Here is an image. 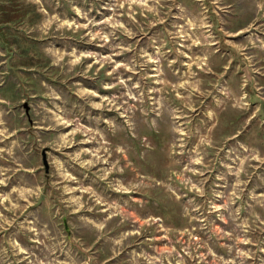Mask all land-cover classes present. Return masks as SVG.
Segmentation results:
<instances>
[{"label": "rangeland", "instance_id": "obj_1", "mask_svg": "<svg viewBox=\"0 0 264 264\" xmlns=\"http://www.w3.org/2000/svg\"><path fill=\"white\" fill-rule=\"evenodd\" d=\"M0 264H264V0H0Z\"/></svg>", "mask_w": 264, "mask_h": 264}]
</instances>
